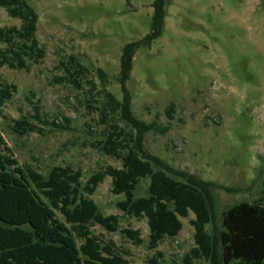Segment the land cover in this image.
I'll use <instances>...</instances> for the list:
<instances>
[{"label": "rangeland", "instance_id": "obj_1", "mask_svg": "<svg viewBox=\"0 0 264 264\" xmlns=\"http://www.w3.org/2000/svg\"><path fill=\"white\" fill-rule=\"evenodd\" d=\"M27 1L39 14L37 37L46 55L30 70L0 66V81L17 86L12 99L0 106V132L7 145L22 165L44 175L54 166L70 165L82 170L86 181L105 165L121 166L97 148L107 131L91 94L101 86L102 68L107 88L122 99V47L149 32L154 0ZM13 25L20 20L0 7V28ZM72 54L90 69L82 88L63 78L60 63ZM128 88L134 114L155 122L156 128L144 135L145 149L214 184L211 234L223 229V213L231 206L264 203V0H171L162 35L135 55ZM19 119L36 130L15 131ZM148 185L143 178L137 194H147ZM92 198L104 214L119 215L121 227L140 230V245L119 232L109 235L128 249L130 264H149L159 254L166 264H186L196 247L193 212L181 218L178 236L151 249L147 218L118 208L124 194L112 192L111 177ZM94 231L104 233L99 226ZM189 258L190 264H218V256L213 263Z\"/></svg>", "mask_w": 264, "mask_h": 264}, {"label": "trees", "instance_id": "obj_2", "mask_svg": "<svg viewBox=\"0 0 264 264\" xmlns=\"http://www.w3.org/2000/svg\"><path fill=\"white\" fill-rule=\"evenodd\" d=\"M170 2L154 0L149 32L122 47L118 76L122 99L107 88L108 75L102 68L101 86L91 94L107 131L97 148L121 166L105 165L86 181L83 171L70 165L54 166L44 175L22 165L0 132V264H130L128 249L109 235L119 232L137 245L144 239L139 229L121 227L119 215L104 214L92 198L107 177L112 179V192L124 194L118 208L128 216L147 218L149 248L178 236L181 218L193 212L196 247L186 255V264H190L189 256L212 263L218 256V264H264V203L244 201L231 206L223 213V229L211 234L207 225L215 215L214 184L175 169L143 145L144 135L156 126L134 114L128 81L138 50L151 47L162 35ZM0 7L20 20L19 26L0 28V66L30 70L46 55L37 37L39 14L27 0H0ZM60 64L64 80L82 88L90 69L73 54ZM88 82L95 86L91 79ZM16 91L14 83L0 81V106ZM60 122L53 124L61 126ZM36 128L27 119L14 125L22 134ZM143 178L149 179L148 192L139 196ZM95 226L104 233H96ZM161 257H151L149 264H166Z\"/></svg>", "mask_w": 264, "mask_h": 264}]
</instances>
